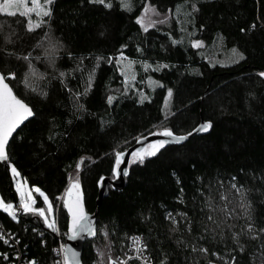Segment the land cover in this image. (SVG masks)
I'll list each match as a JSON object with an SVG mask.
<instances>
[{"label": "trees", "instance_id": "1", "mask_svg": "<svg viewBox=\"0 0 264 264\" xmlns=\"http://www.w3.org/2000/svg\"><path fill=\"white\" fill-rule=\"evenodd\" d=\"M40 2L52 15L34 31L27 30L23 10L0 13V70L15 72L7 81L34 110L11 138L7 164L0 162V196L14 203L17 216L0 208V226L18 243L0 238V264H10L17 248L28 264H59L68 233L61 200L69 176L77 175L87 209L98 212V233L85 241L83 264H99L98 247L107 243L111 257L125 254L132 235L147 244L153 264H232V257L235 264H261L264 233L242 235L244 252L231 237L248 233L249 223L256 232L264 228V0H131L130 11L120 0H111V8L89 0ZM145 5L156 8L146 31L136 20ZM46 32L64 45L54 65L43 54ZM194 40L203 46H193ZM121 52L135 62L132 86L117 63ZM28 53L35 74L23 59ZM202 120L211 121L209 132L168 145L143 164L131 161L125 186H110L97 205L101 179L115 176L116 152L157 128L187 134ZM11 165L52 201L57 230L20 209ZM233 184L245 189L251 220ZM34 199L35 207L44 206L39 193ZM209 215L224 224L217 228ZM193 245L208 251L194 252Z\"/></svg>", "mask_w": 264, "mask_h": 264}, {"label": "snow or ice", "instance_id": "2", "mask_svg": "<svg viewBox=\"0 0 264 264\" xmlns=\"http://www.w3.org/2000/svg\"><path fill=\"white\" fill-rule=\"evenodd\" d=\"M90 3H99L104 5L105 7L111 8V0H108V3H105V0H89ZM32 7H28L25 3V0H3V3L0 4V12L6 13L8 15H15V11H10V9H16L17 11H20L21 8H23V11H20V14L22 16L28 17V22L26 24V28L28 31H34L36 28H40L41 25H46L48 23L47 20L43 19V17L50 18L52 15V10L50 7H41L39 0H31ZM52 3V0H44L45 5H50ZM120 6L126 10H131V0H120ZM193 8H195V5H193ZM35 13L36 16L39 18L36 21H32L30 18L31 13ZM152 12L156 13L155 6L149 7L148 5H145L143 12L140 16L136 17V20L138 23H140L145 31L147 28L153 27L154 24L150 18L146 16L147 13ZM167 19V17H165ZM2 27V26H0ZM8 39V37H6ZM43 41L46 42V47L44 50V56L48 59L49 63L52 65L55 64L56 58L59 55L60 50L64 47L63 42L59 39L53 40L49 33H45L43 37ZM176 43V41H173ZM193 46H199L202 42L198 40H194L191 42ZM123 47H127V45H122ZM233 52L236 53L237 59H243L244 54L242 52H237L236 49H233ZM69 56H71V53H68ZM31 57V53H28V55L24 56L23 59L27 60L28 67L31 74H35L34 66L31 63V60L29 59ZM40 56H37L36 59H40ZM103 59L102 57H97V60ZM124 54L123 52L120 53V58L117 60V63H121L122 60H124ZM109 63H111V58L108 60ZM132 62L129 61L128 64L130 65ZM128 65H125L127 67ZM164 67H167V65H164ZM121 71H124V68L121 69ZM29 73L25 74L23 82L27 85L29 83L28 80ZM60 77L63 78L65 73L60 72ZM261 77H264V71H261L259 73ZM8 77L15 78V72H9L7 74L0 72V161H7L9 159L8 154L6 152V145L9 142V138L12 137L14 131L20 126L24 121H26L29 117H32L34 115L32 108L29 106L28 103L25 102L24 99L19 98L13 91V88L10 87L9 83H7ZM134 78V77H133ZM127 79V77H126ZM91 80L92 76L89 75V83L88 87H91ZM87 88L85 89V93H87ZM43 96H46L47 93L44 91H41L40 93ZM81 93H76L75 96L78 98ZM172 95V89H168V97H171ZM147 97H142L138 102L143 103L144 99ZM115 97L109 95L107 97L108 104H112ZM167 103V100H166ZM77 107L79 109H83L84 105L77 103ZM209 128H211V121H206L200 126H198L197 129H194L193 131H207ZM151 134V133H150ZM163 136L167 137L168 139H162V140H156L153 141L151 144L148 145L147 148H138L136 151L132 153V156L134 157L135 161H138L140 164H143L145 161V157H151L156 155V153L163 148L165 145L170 143H181L183 141H186L188 137L191 135V133L187 134H175L170 128H164L163 129ZM141 139H144L141 137ZM124 156L123 152H116L115 153V168L114 173L118 176L120 175L121 169V158ZM84 160V157L80 158V161L77 162L76 168L80 169L81 162ZM11 172L13 176H18L19 172L15 165H11ZM123 174L127 175L128 170L123 169ZM235 179V178H233ZM233 188H236L237 192L240 193L241 203L240 207L244 209V215L248 216L249 220L252 219L251 214V203L245 202V196L244 192L245 189L243 186L237 188L235 184L232 185ZM17 192L19 193V202L21 206V210L25 213H31V214H38L39 217L43 218V222L45 225H47L48 228L57 230L56 229V221L53 218L51 221L49 219V216L47 213H51L53 211V205L52 202L49 200V197L44 194L39 187L35 188V192L39 193L43 197V202L47 205V209L44 207H35V199L32 197L31 192L29 189H27L24 184L17 182ZM63 203L64 207L67 209V212L70 214L71 217V224H70V232L72 239H76L78 236H81L82 234H87L89 236L95 235V229L92 224V220L89 217V214L85 211L83 201H82V192H81V186H80V180L79 176L77 175L75 178L72 176H69V183L68 186L64 190L63 194ZM209 207H212L211 204L208 205ZM0 208H2L4 211L8 212L13 219H16V209L14 208V205L12 203H5L2 199H0ZM215 211V210H214ZM186 217V214H183ZM231 215V213H226L225 218ZM169 218L172 219L173 224L176 223L175 219L171 217V214H169ZM208 219L212 221L213 224L216 225L217 228H220L222 224H224V221H217L214 220L211 215H209ZM227 227L231 228L232 225H227ZM247 228L249 229L248 233H244L243 230L238 233L232 234V239L236 242L237 247L239 248L240 252H244L245 247L243 244L240 243V239L242 235H251V236H258L260 233H264V228L260 229L259 232H256L254 229V226L252 223H249L247 225ZM176 228H173L172 231H176ZM191 231V229H188ZM205 232L210 231L208 228L204 229ZM213 231V238L215 237L216 233ZM106 234V233H105ZM220 235H223V232L221 230ZM2 238V236H0ZM203 239V237H201ZM133 240L135 241L134 247L137 249L138 255L143 251V248H147V244L142 241L140 237H133ZM8 241L5 239V243ZM177 243H180V241H177ZM187 246V245H186ZM262 248H264V245H261ZM60 250L63 253V264H80L79 260V253L72 248L71 246L67 244H62L60 246ZM192 250L199 251L202 253H207L208 249L204 247H200L199 249L196 248L195 245L192 246ZM19 255V254H17ZM99 255L101 257L105 256L104 251H100ZM262 256H264V253H262ZM166 259V258H165ZM109 264H124L123 261L119 260H113L112 257L108 256ZM30 264H35V261H31ZM99 264H103V261H100ZM148 264H151V261L148 260ZM161 264H164V261H161ZM211 264V261L209 262ZM232 264H235V257H232ZM261 264H264V260L261 261Z\"/></svg>", "mask_w": 264, "mask_h": 264}, {"label": "water", "instance_id": "3", "mask_svg": "<svg viewBox=\"0 0 264 264\" xmlns=\"http://www.w3.org/2000/svg\"><path fill=\"white\" fill-rule=\"evenodd\" d=\"M0 72H2L0 70ZM7 83H9L8 81H6ZM10 87L11 84L9 83ZM14 91V90H13ZM15 93V91H14ZM16 94V93H15ZM17 95V94H16ZM18 96V95H17ZM20 98V97H19ZM26 102V101H25ZM27 103V102H26ZM31 107V105H29ZM32 108V107H31ZM33 110V108H32ZM33 113H34V110H33ZM34 116V115H33ZM32 116V117H33ZM31 117H29L28 119H30ZM27 119V120H28ZM26 120V121H27ZM24 121L20 126H18V128L16 129V131H14L13 135L15 134V132H17V130L26 122ZM204 122H206L205 120H202L196 127L195 129L198 128V126H200L201 124H203ZM211 128H209L207 131H191V135L188 137V139L195 135V134H205L207 132L210 131ZM163 132H153L151 134H148V135H145L143 136L144 139H141L139 138L136 142H134L133 144H131L126 151H124V156L121 158L122 162H121V165H120V169H121V172H120V175H116L115 177H108V176H104L99 185H98V194H97V198H96V203L97 205L99 206L101 204V201L102 199L108 194L109 192V189H110V186H112L113 188H116V189H122L124 186H125V182H126V175L123 174V169H129V164H130V157H131V154L134 150L138 149V148H144L145 145L149 142H152V141H156V140H162V139H168L167 137L163 136L162 134ZM176 134V133H175ZM12 135V137H13ZM9 138V142L8 144L6 145V152L8 154V145L11 141V138ZM187 139V140H188ZM186 140V141H187ZM185 142V141H183ZM181 142V143H183ZM171 144H180V143H170V144H167L165 145L163 148L167 147L168 145H171ZM161 148V149H163ZM2 162L3 164H7L8 160L7 161H0ZM83 201V205H84V209L85 211L89 214V217L91 218L92 220V224H93V227L95 229V235L94 236H89L87 234H82L81 236H78L76 239H72L71 237V232H70V224H71V217H70V214L68 213V233H67V236H66V239H65V244L71 246L72 248H74L78 253H79V260H80V264H83V259H82V255H83V248H84V244H85V241L87 239H92L94 237L97 236V233H98V230H97V224H98V212L95 211V212H92V211H89L86 207V204L84 202V200L82 199Z\"/></svg>", "mask_w": 264, "mask_h": 264}, {"label": "rangeland", "instance_id": "4", "mask_svg": "<svg viewBox=\"0 0 264 264\" xmlns=\"http://www.w3.org/2000/svg\"><path fill=\"white\" fill-rule=\"evenodd\" d=\"M3 3V0H0V4H2ZM25 3L27 4V6L28 7H32V3H31V0H25ZM39 3H40V6L41 7H44L43 5H42V2H40V0H39ZM45 7H48V6H45ZM21 10H23V8H21ZM10 11H17L16 9H10ZM0 13H3V12H0ZM34 13V12H33ZM32 14V13H31ZM30 14V15H31ZM151 14H152V12H149V13H147L146 14V16L148 17V18H150L151 17ZM38 18V17H37ZM37 18H35L36 20H37ZM200 46H203V44L201 43L198 47H200ZM129 61H131L132 63L129 65L128 64V62ZM224 62H226V61H224ZM125 65H128L127 67H125ZM121 66H122V68H124V78H125V80H126V84L128 85V86H132V85H134V83L136 82V80H137V78H136V69H135V62L133 61V60H131V59H124V60H122L121 61ZM126 77H127V79H126ZM134 77V78H133ZM149 83V82H148ZM150 86L152 87V86H154V82H152V81H150ZM162 128H157L154 132L155 133H157V132H159L160 130H161ZM146 148V147H145ZM133 160H135L134 159V157L132 156V154H131V157H130V162L131 161H133ZM13 175V174H12ZM115 176H116V174H115ZM114 176V177H115ZM13 179H14V185H15V189H17V182L19 181L20 183H22V184H24V186L27 188V189H29L30 190V192H31V195H32V197L34 198V196H35V194L37 193V192H35V188L36 187H32V186H30V185H28V184H26L24 181H23V179H22V177H21V175L19 174L18 176H13ZM17 191V190H16ZM42 191V190H41ZM81 192H82V188H81ZM44 193V192H43ZM45 194V193H44ZM17 195H18V197H19V193L17 192ZM0 199H2L3 200V202H5V203H12L13 205H14V203L12 202V201H10V202H7V201H5L1 196H0ZM50 200V199H49ZM51 201V200H50ZM61 201H63V199L61 200ZM52 202V201H51ZM53 205V204H52ZM45 209H47V205L46 204H44V206H43ZM14 208H15V205H14ZM20 209H21V206H20ZM47 215L49 216V219H50V221L52 220V218L54 217V209H53V211L51 212V213H47ZM17 217V216H16ZM98 251H99V253H100V251H104L105 252V256H103V257H101L100 255H99V262L100 261H103V264H109V261H108V256L110 255L111 256V254H112V252H111V250L108 248V243L107 244H105V245H102V247L101 248H99L98 247Z\"/></svg>", "mask_w": 264, "mask_h": 264}, {"label": "built area", "instance_id": "5", "mask_svg": "<svg viewBox=\"0 0 264 264\" xmlns=\"http://www.w3.org/2000/svg\"><path fill=\"white\" fill-rule=\"evenodd\" d=\"M0 232H1V236H2L3 240L6 239L8 242L11 241V242H13V244H16V246L18 247V243L15 240V237L13 234H11L9 231L5 230L1 226H0ZM133 237H140V236L132 235L130 237L128 252H126L123 255L113 256L112 259L123 261L124 264H132V262L135 261V259H136V260H138V264H148V260H150L149 253L147 252L148 246H147V248H143V251L138 255L137 249L134 247L135 241L133 240ZM142 241L144 242L143 239H142ZM13 254H14L12 256L13 260L12 261L10 260V264H28L26 260L25 261L23 260V255H22L19 248H17ZM17 254H19V255H17ZM59 259H60L59 264H63V253L62 252L59 256ZM151 264H153V263L151 262Z\"/></svg>", "mask_w": 264, "mask_h": 264}]
</instances>
